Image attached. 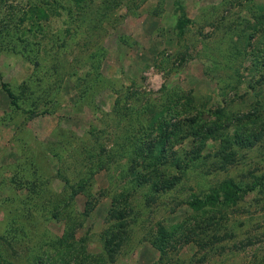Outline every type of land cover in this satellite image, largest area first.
Listing matches in <instances>:
<instances>
[{
  "label": "rangeland",
  "instance_id": "obj_1",
  "mask_svg": "<svg viewBox=\"0 0 264 264\" xmlns=\"http://www.w3.org/2000/svg\"><path fill=\"white\" fill-rule=\"evenodd\" d=\"M230 179L236 202L193 205ZM93 255L264 264V0H0V264Z\"/></svg>",
  "mask_w": 264,
  "mask_h": 264
},
{
  "label": "trees",
  "instance_id": "obj_2",
  "mask_svg": "<svg viewBox=\"0 0 264 264\" xmlns=\"http://www.w3.org/2000/svg\"><path fill=\"white\" fill-rule=\"evenodd\" d=\"M220 112V116H224L222 115V110L218 111ZM256 113V110L255 109H252L250 111H248L247 113H240V114H237L233 117L234 120H240V119H244V118H247L249 117L250 115H254ZM186 121L189 122L190 125H198L195 132H197L195 135L197 138H200V139H203L205 134H210L212 132H215L217 129H218V125H229V121H226L225 123H215V122H211L208 120V119H203L201 120L200 122L197 121V116H193V117H186L185 118ZM203 125H205V129H204V133L202 131L203 129ZM202 132V133H201ZM200 133V134H199ZM261 134H255L252 138L250 137L247 138V137H239V139H237L236 141L234 140V143H238L240 146H249L250 144H253V142L260 138ZM228 144L231 145L233 142L231 140H227ZM148 150L150 151V153H153V157L151 159H149L150 161H152L153 163H156V169L159 167V161H156L155 158L157 157V159L160 157V155H156L155 153V148H156V144L154 142H151L149 144V146L147 147ZM164 147H162L163 149ZM142 152H145V149H143L140 153H141V157L144 158L145 162L148 161L146 158L148 156H145L144 153ZM155 153V154H154ZM142 161V160H141ZM232 158H229L228 155H225L224 157V161L225 163L223 164H226L227 162H232ZM136 163H133V165L135 167L139 166L141 163H137V161H135ZM165 162L167 161H162L161 164H164ZM147 164V165H146ZM145 164V167L148 166V164H150L149 162L147 163L146 162ZM155 169V174L157 172V175H158V179L157 181H154L155 179L153 177L151 178H142L140 177L139 180H141L140 182H150L154 185V190L156 191H164V190H167L169 188H172L174 186V184H176L177 180H178V177H172L171 180L172 182H169L168 180L165 181V179H162L161 181L160 180V175L163 173L161 172V170H156ZM154 170V169H153ZM161 172V173H160ZM159 181V182H158ZM84 185H85V181L82 182ZM82 185V187L84 186ZM241 190L244 192L245 189L244 188H241L239 185H237L236 182H234L233 180H226L225 182H223L221 184V191H216L215 190V193L212 194V195H205L203 198H196L194 201H193V205L194 206H201V207H204V206H207V205H213V204H216L218 202H221L223 204H231V203H234L236 202L240 197H241ZM76 192V190L74 191V193ZM118 201H116L117 203ZM129 203H127L126 205V208L124 207L123 209H116V206L114 207H111V209L109 210V214L112 218H116V219H120V218H123L125 217V215L127 214V212L129 213L130 210L128 209L129 208ZM122 225V224H121ZM124 227V226H123ZM122 232L123 230L121 229H117V230H113V231H107V235L105 236V239H104V250H105V253L107 255V258L110 259V260H114L115 258V255L116 253L118 252L119 248H120V245L123 241V236H122ZM126 236V235H125ZM96 256H89L88 257V263L87 264H98L100 260H102L103 256L101 257L100 260L96 262V259H95ZM87 258V257H86ZM90 258V259H89ZM85 264V263H84Z\"/></svg>",
  "mask_w": 264,
  "mask_h": 264
}]
</instances>
